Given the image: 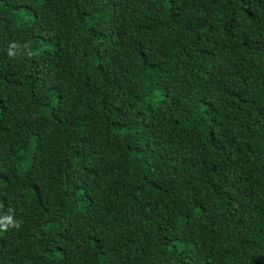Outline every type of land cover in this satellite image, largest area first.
Wrapping results in <instances>:
<instances>
[{"label":"trees","instance_id":"obj_1","mask_svg":"<svg viewBox=\"0 0 264 264\" xmlns=\"http://www.w3.org/2000/svg\"><path fill=\"white\" fill-rule=\"evenodd\" d=\"M0 264H264V0H0Z\"/></svg>","mask_w":264,"mask_h":264},{"label":"clouds","instance_id":"obj_2","mask_svg":"<svg viewBox=\"0 0 264 264\" xmlns=\"http://www.w3.org/2000/svg\"><path fill=\"white\" fill-rule=\"evenodd\" d=\"M17 222L13 220L12 216L6 215L4 217H2V220H0V228H5L8 227L9 225H14Z\"/></svg>","mask_w":264,"mask_h":264}]
</instances>
